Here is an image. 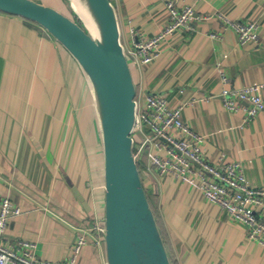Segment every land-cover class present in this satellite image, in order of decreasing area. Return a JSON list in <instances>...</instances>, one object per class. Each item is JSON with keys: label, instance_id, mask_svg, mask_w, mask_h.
I'll use <instances>...</instances> for the list:
<instances>
[{"label": "crops", "instance_id": "obj_1", "mask_svg": "<svg viewBox=\"0 0 264 264\" xmlns=\"http://www.w3.org/2000/svg\"><path fill=\"white\" fill-rule=\"evenodd\" d=\"M188 2L196 10L190 26L168 37L152 64L131 68L135 99L152 93L173 107L187 103L183 119L205 136L207 156L216 160L225 154L227 161L240 162L248 184L262 188L264 110L244 123V113L224 109L219 69L234 87L264 82V0ZM111 3L129 50L132 28L152 36L169 22L161 0ZM218 14L258 21L260 41L240 45L236 31ZM88 88L64 46L39 25L0 11V202L9 194L23 210L9 222L3 241H36L41 260L65 261L77 232L92 225L95 210L104 218L101 128ZM139 170L174 264H264V248L247 242L245 226L206 200L196 186L161 176L150 168L147 155ZM80 264H108L104 241L89 235Z\"/></svg>", "mask_w": 264, "mask_h": 264}, {"label": "built area", "instance_id": "obj_2", "mask_svg": "<svg viewBox=\"0 0 264 264\" xmlns=\"http://www.w3.org/2000/svg\"><path fill=\"white\" fill-rule=\"evenodd\" d=\"M161 1L169 11V22L152 36L132 28L133 48H125L131 68H145L156 61L161 56L163 42L188 28L196 17L195 7L188 0ZM216 16L236 31L240 45L260 41L258 21L235 20L225 14ZM211 36L217 35L213 33ZM219 70L224 109L244 113V123H251L264 110V82L234 87L224 69ZM136 102L132 136L138 166L147 155L150 168L161 176L196 186L206 200L227 212L234 222L245 226L247 242L264 248V187L254 188L248 184L240 162L227 161L225 154L216 160L207 156L202 149L205 136L192 130L183 119L187 103L173 107L166 98L152 93L145 94ZM91 187L95 191V187ZM22 214V208L15 204L11 195L2 197L0 264H80L83 251L89 244V235L95 236L98 243L104 241L103 217L95 210L92 225L77 232L71 255L65 261L41 260L37 255L36 241H3L11 219Z\"/></svg>", "mask_w": 264, "mask_h": 264}, {"label": "water", "instance_id": "obj_3", "mask_svg": "<svg viewBox=\"0 0 264 264\" xmlns=\"http://www.w3.org/2000/svg\"><path fill=\"white\" fill-rule=\"evenodd\" d=\"M79 24L35 0H0V11L33 22L77 60L98 108L104 154V246L108 264H174L134 157L136 84L111 0H88ZM87 212L90 204L74 188Z\"/></svg>", "mask_w": 264, "mask_h": 264}, {"label": "rangeland", "instance_id": "obj_4", "mask_svg": "<svg viewBox=\"0 0 264 264\" xmlns=\"http://www.w3.org/2000/svg\"><path fill=\"white\" fill-rule=\"evenodd\" d=\"M42 4L49 6V7H53L55 9H57L59 12L72 17V13H71V7L69 6L70 3H68V1L66 0H39ZM54 5L58 6V7H54ZM42 28V27H40ZM43 29V28H42ZM44 30V29H43ZM45 31V30H44ZM46 33H48L47 31H45ZM49 34V33H48ZM80 106V104H79ZM83 106V104H82ZM82 106L80 109H82ZM84 108V107H83ZM84 118H85V114H84Z\"/></svg>", "mask_w": 264, "mask_h": 264}, {"label": "bare ground", "instance_id": "obj_5", "mask_svg": "<svg viewBox=\"0 0 264 264\" xmlns=\"http://www.w3.org/2000/svg\"><path fill=\"white\" fill-rule=\"evenodd\" d=\"M76 11L87 21H92L94 16L88 0H73Z\"/></svg>", "mask_w": 264, "mask_h": 264}, {"label": "trees", "instance_id": "obj_6", "mask_svg": "<svg viewBox=\"0 0 264 264\" xmlns=\"http://www.w3.org/2000/svg\"><path fill=\"white\" fill-rule=\"evenodd\" d=\"M71 13H72V17H70V18H72V19H74L75 21H77L79 24H82V22H81V20L78 18V16L76 15V14H74L72 11H71ZM41 30H43L42 28H41ZM43 32L47 35V33L43 30ZM154 208V207H153ZM154 211H155V214L158 216V222H159V224H160V226H161V223H160V217H159V213L157 212V209L156 208H154ZM162 227V226H161ZM162 232H163V235H164V238H165V240H166V236H165V232H164V230L162 229ZM166 242V241H165ZM168 245V244H167Z\"/></svg>", "mask_w": 264, "mask_h": 264}]
</instances>
